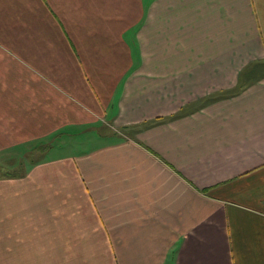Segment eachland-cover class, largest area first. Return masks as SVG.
Instances as JSON below:
<instances>
[{"label":"crops","instance_id":"crops-1","mask_svg":"<svg viewBox=\"0 0 264 264\" xmlns=\"http://www.w3.org/2000/svg\"><path fill=\"white\" fill-rule=\"evenodd\" d=\"M37 145L0 264H264V0H0V169Z\"/></svg>","mask_w":264,"mask_h":264},{"label":"rangeland","instance_id":"rangeland-1","mask_svg":"<svg viewBox=\"0 0 264 264\" xmlns=\"http://www.w3.org/2000/svg\"><path fill=\"white\" fill-rule=\"evenodd\" d=\"M119 132H121L122 134H124L125 132H123L121 129H119ZM93 143V142H92ZM76 146H74V145H71V148H69V147H60L59 145H58V143L57 144H55L54 145V148H55V151L56 152H60V151H62L61 149H63L64 151H66L67 153H69L70 151H74V150H76V148H75ZM37 149H35V147L33 148V149H31V150H29V152H27V154L23 157L22 156V159H17V158H14L13 160L12 159H7V160H11V161H7V162H5V167H6V169H0V174H14L15 172H17V170H15V169H11V168H14V167H16V166H18V167H22L23 166V164L26 162V161H32L34 158H36L37 156H38V154L40 153V152H42L41 150H42V147L40 146V145H37V147H36ZM46 157H49V155H45V158ZM11 166V168H10V166ZM19 170V169H18ZM21 170H23V169H21ZM20 170V171H21Z\"/></svg>","mask_w":264,"mask_h":264}]
</instances>
